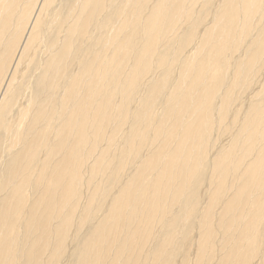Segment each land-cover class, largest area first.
Masks as SVG:
<instances>
[{"label":"bare ground","instance_id":"bare-ground-1","mask_svg":"<svg viewBox=\"0 0 264 264\" xmlns=\"http://www.w3.org/2000/svg\"><path fill=\"white\" fill-rule=\"evenodd\" d=\"M263 67L264 0H0V264H264Z\"/></svg>","mask_w":264,"mask_h":264},{"label":"rangeland","instance_id":"rangeland-1","mask_svg":"<svg viewBox=\"0 0 264 264\" xmlns=\"http://www.w3.org/2000/svg\"><path fill=\"white\" fill-rule=\"evenodd\" d=\"M194 9H195V13H194V15H193V17H192V19L191 20H189V21H187V23H186V25H185V27H183L182 29H185L186 28V26L189 24V23H191L193 20H194V22H195V24H196V26L198 27V31H197V34H200L201 33V30H202V26L201 27H199V24L202 22V20H201V11H202V9H201V6H200V2L198 1V3H196L195 4V6H194ZM195 24H194V26H195ZM178 43H180V42H178ZM178 43H176L175 45H177ZM174 45V46H175ZM176 50V49H175ZM175 53V52H174ZM170 68H172V69H170L171 71H170V76H169V79L170 80H173L174 79V77L177 75V73L176 72H178V69H177V67L176 66H174V65H170ZM264 70V67L260 70V72L256 75L257 77H255L254 78V80L252 81V86H250V87H246V88H240V89H242V90H238V92H237V98H235V101H234V108L235 109H238V108H245L249 103H250V101L252 100V98L253 97H251V96H253L252 94H253V92L255 93L256 91H258L260 88H262L261 86H263L264 84V78L263 77H261L262 76V74H261V71H263ZM263 73V76H264V72H262ZM262 80H261V79ZM260 82H259V81ZM253 83H254V85H253ZM259 85H258V84ZM263 85H262V84ZM174 84H175V81L173 82H170V83H168V86L163 90V94L164 95H166V93H168L169 91H170V89L174 86ZM257 85V86H256ZM261 85V86H260ZM248 88H250V89H248ZM257 88V89H256ZM246 89H248V92H247V90ZM245 92H244V91ZM252 91V92H251ZM240 92V93H239ZM247 93V94H246ZM243 94H245L244 95V97L242 96L241 97V95H243ZM239 95V96H238ZM249 96V97H248ZM243 102H246V103H244L243 104ZM150 104H152V102H149ZM154 103H155V101H154ZM156 103H157V100H156ZM161 103V102H160ZM241 105V106H240ZM243 105V106H242ZM241 108V109H242ZM234 129H230V130H228L227 132H225V133H223L222 134V132H220L219 130L221 129V128H219L218 129V126H216V130H214L213 131V137L216 139V146H215V148L214 149H212L213 151H212V153H214L215 151H216V147L217 146H219V145H221V144H227L229 141H230V138H231V135H232V133L234 132V130H235V128L236 127H233ZM218 133H219V135H218ZM221 133V134H220ZM224 134L226 135V136H224ZM231 134V135H230ZM219 136V137H217L216 138V136ZM223 135V136H222ZM222 137V138H221ZM227 137V138H226ZM162 138V137H161ZM224 138V139H223ZM228 139H229V141H228ZM218 141V142H217ZM220 141V142H219ZM200 180H201V182H200V186H199V191L197 192V198H196V203H197V200H198V205H201V204H204L205 203V205H206V203H207V201L209 200V198H210V193H209V191H210V180H209V178L207 177V176H203V177H201L200 178ZM168 203H169V207H171V208H174V207H176V205L175 204H173L170 200H168ZM205 205H203V206H205ZM171 211H173V210H171ZM182 227H183V225H182ZM187 228V227H186ZM189 228H191V227H189ZM188 229V228H187ZM197 228L196 227H192V229L190 230H188V233H189V235H185L183 232H185V230H184V228H182L181 229V231H177V237H178V241H179V243L186 249V251L188 252V253H190V251H191V253L194 255H190V254H188V255H190L191 256V260H192V258L193 259H195L194 257L196 256V250H197V248H196V246H195V244L194 243H192L193 242V239H194V241H195V237L198 235V231L196 230ZM213 230H214V233H215V236H216V242H218V240L220 241V240H223V228H221V226L220 225H218L217 224V222L214 220V228H213ZM189 240H190V242H189ZM192 243V245H190V244ZM190 245V246H189ZM218 246H219V243L217 244ZM191 247V248H189V247ZM193 246V247H192ZM69 249H70V247H69ZM182 255H183V253H181V254H179V256H177L178 258H176V263L178 262V263H180V259H182ZM66 260H64V262H67V257L65 258ZM179 260V261H178ZM256 261V260H255ZM216 262V260H214V263ZM177 263V264H178Z\"/></svg>","mask_w":264,"mask_h":264}]
</instances>
